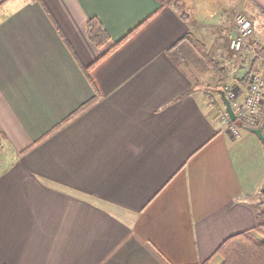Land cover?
Returning a JSON list of instances; mask_svg holds the SVG:
<instances>
[{
    "label": "crops",
    "instance_id": "1",
    "mask_svg": "<svg viewBox=\"0 0 264 264\" xmlns=\"http://www.w3.org/2000/svg\"><path fill=\"white\" fill-rule=\"evenodd\" d=\"M183 1L187 20L158 0H0V264H194L256 226L263 140L244 125L235 138L219 79L199 71L214 96L167 49L192 32L244 96L264 0ZM239 7L254 34L233 51ZM93 16L111 43L140 27L88 69L108 48L87 35Z\"/></svg>",
    "mask_w": 264,
    "mask_h": 264
},
{
    "label": "trees",
    "instance_id": "2",
    "mask_svg": "<svg viewBox=\"0 0 264 264\" xmlns=\"http://www.w3.org/2000/svg\"><path fill=\"white\" fill-rule=\"evenodd\" d=\"M158 1L161 2L162 5L173 6V8H175L180 13V17L182 19L187 20L190 17V12L188 11L186 4L183 0H158ZM155 13H158V11H156ZM142 25L143 24H141V26ZM139 27L137 26V28L129 32L121 40L111 43L110 34L104 23L101 21V19L98 18L97 16H93L89 18V20L86 23V32L89 39L96 46L100 48L106 47L107 45L108 48L101 54V56L97 60H95L88 67V69L93 68L106 56H108L110 53H112L122 44H124L132 36L135 30H137ZM255 45L259 49V51L263 53L262 55H258L257 57H255L253 61L254 65L251 67V69H249L248 72H246L245 76L243 77V79L246 81L249 80V76L253 71L259 70L257 69L259 62L264 61V45L258 43H255ZM167 54L177 65L183 66L185 68L191 69V64L194 62L202 63L206 69L212 71L213 74L216 76V78L219 79L218 80L219 83L217 85L218 87L216 90L224 89L227 93L226 84H225V79L227 75L226 67L218 59L214 58L211 55L208 46L199 38H197L192 32H188L184 34L175 43H173L167 49ZM86 71H87V76L91 79L89 70ZM187 93L188 92H185L181 94L179 97H183ZM98 98H99V93L97 91L96 94L89 101L82 104L79 108H77L75 111L69 114L63 121L57 124L54 128H52L50 131H48L39 139L35 140L25 151L31 149L38 143L42 142L50 134L58 130L63 125L67 124L69 121L74 119L76 116H78L81 112H83L87 108L91 107L98 100ZM220 100H221L220 102L222 108L226 109L223 100L222 99ZM234 122L240 123L238 119L235 120ZM258 125H259V121L256 123L255 126ZM2 148H3V135L0 131V151L2 150ZM263 193L264 192H260V194ZM252 204L256 210V219H257L256 226L254 228L244 230L227 237L219 245V247L215 251V254L221 255L223 258V260L219 264H264V205L258 202V200L256 201V203H252ZM194 264H211V261L210 259H207L202 262L194 263Z\"/></svg>",
    "mask_w": 264,
    "mask_h": 264
},
{
    "label": "built area",
    "instance_id": "3",
    "mask_svg": "<svg viewBox=\"0 0 264 264\" xmlns=\"http://www.w3.org/2000/svg\"><path fill=\"white\" fill-rule=\"evenodd\" d=\"M253 32L254 24L252 20L241 11L238 12L234 19V32L230 37V47L233 50L240 51L244 42ZM226 90L240 123L230 121L224 108L219 110V114L224 120H229V131L235 138H238L241 135V123L255 126L260 119L261 112L264 110V70L259 69L250 74L247 93L244 96L236 86H226Z\"/></svg>",
    "mask_w": 264,
    "mask_h": 264
},
{
    "label": "rangeland",
    "instance_id": "4",
    "mask_svg": "<svg viewBox=\"0 0 264 264\" xmlns=\"http://www.w3.org/2000/svg\"><path fill=\"white\" fill-rule=\"evenodd\" d=\"M187 7V6H186ZM187 9H188V7H187ZM242 12V13H244L245 15H247V17L249 18V19H251L252 20V22H254V19H253V17H252V15H249L245 10H244V8L242 7H239V9L237 10V12L235 13V15H234V18H233V26H234V19H235V16H236V14L238 13V12ZM250 39H252V36L251 37H249L247 40H246V42L248 41V40H250ZM196 65H197V67H199L200 69H197V68H194L193 69V73H194V75H198V77H199V75L202 77V80L205 82V83H203L202 85H201V87H205L206 88V90H207V92H209V93H212V95H214V96H218L215 92H213L212 91V89H216V88H214V86H213V84H208V80H207V76H205L204 77V73H206V71L207 70H205V72L203 71V69H205V67L203 66V64L202 63H200V62H196ZM199 71L200 72H204L203 74H200L199 73ZM208 73H209V71H208ZM208 73H207V75H208ZM254 200H258V202H260L262 205H264V193L263 194H260L259 193V195H257L255 198H254ZM223 260V258H222V256L221 255H219L218 254V256H217V259H214L213 261H211V264H219V263H221V261Z\"/></svg>",
    "mask_w": 264,
    "mask_h": 264
},
{
    "label": "water",
    "instance_id": "5",
    "mask_svg": "<svg viewBox=\"0 0 264 264\" xmlns=\"http://www.w3.org/2000/svg\"><path fill=\"white\" fill-rule=\"evenodd\" d=\"M217 92H219L221 94L222 100L224 102V105H225V108H226V111H227V114H228L230 120L231 121L237 120L236 112L233 109L231 100L229 99L226 91L224 89H219V90H217ZM241 125H244L245 127H247L249 129L253 130L254 132H256L259 135V137L261 138V140H263V142H264L263 127H262L261 124L258 125V126H251L249 124L241 123ZM262 191L264 192V185L262 187Z\"/></svg>",
    "mask_w": 264,
    "mask_h": 264
}]
</instances>
